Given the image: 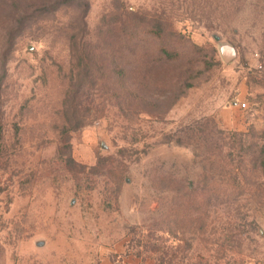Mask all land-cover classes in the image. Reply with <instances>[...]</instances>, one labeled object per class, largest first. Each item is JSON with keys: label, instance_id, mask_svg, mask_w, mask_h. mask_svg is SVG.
Masks as SVG:
<instances>
[{"label": "rangeland", "instance_id": "rangeland-1", "mask_svg": "<svg viewBox=\"0 0 264 264\" xmlns=\"http://www.w3.org/2000/svg\"><path fill=\"white\" fill-rule=\"evenodd\" d=\"M121 254L264 264V0H0V264Z\"/></svg>", "mask_w": 264, "mask_h": 264}, {"label": "crops", "instance_id": "crops-1", "mask_svg": "<svg viewBox=\"0 0 264 264\" xmlns=\"http://www.w3.org/2000/svg\"><path fill=\"white\" fill-rule=\"evenodd\" d=\"M121 253H124V252L121 251ZM124 254H126V253H124ZM117 258H118L119 261H122V263L129 264V259L130 258L127 259V257L125 255L117 256ZM107 261L108 260L105 259V262L103 264H106ZM134 263L139 264L138 262H135V261H134ZM140 264H157V263L154 260H146L145 262H141Z\"/></svg>", "mask_w": 264, "mask_h": 264}, {"label": "trees", "instance_id": "trees-1", "mask_svg": "<svg viewBox=\"0 0 264 264\" xmlns=\"http://www.w3.org/2000/svg\"><path fill=\"white\" fill-rule=\"evenodd\" d=\"M158 36L160 35L159 33H157V31H154ZM162 51L164 53V55L167 57V58H170V59H174L176 58V54L172 51H170L169 49H167L166 47H163L162 48ZM128 254V253H127ZM157 264H160L156 261ZM115 264H124L122 263V261H119L118 258L117 260H115Z\"/></svg>", "mask_w": 264, "mask_h": 264}, {"label": "water", "instance_id": "water-1", "mask_svg": "<svg viewBox=\"0 0 264 264\" xmlns=\"http://www.w3.org/2000/svg\"><path fill=\"white\" fill-rule=\"evenodd\" d=\"M218 39V38H217ZM223 49L224 50H226L227 48L226 47H223ZM229 51H231V50H229ZM233 55V53H232V51L229 53L228 51H226V58L228 59L230 56H232Z\"/></svg>", "mask_w": 264, "mask_h": 264}, {"label": "built area", "instance_id": "built-area-1", "mask_svg": "<svg viewBox=\"0 0 264 264\" xmlns=\"http://www.w3.org/2000/svg\"><path fill=\"white\" fill-rule=\"evenodd\" d=\"M241 107L245 108V107H246V104H245V103H243V104L241 105Z\"/></svg>", "mask_w": 264, "mask_h": 264}]
</instances>
